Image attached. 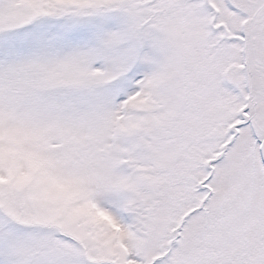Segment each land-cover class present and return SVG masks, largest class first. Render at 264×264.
Returning <instances> with one entry per match:
<instances>
[{"label":"snow or ice","instance_id":"obj_1","mask_svg":"<svg viewBox=\"0 0 264 264\" xmlns=\"http://www.w3.org/2000/svg\"><path fill=\"white\" fill-rule=\"evenodd\" d=\"M0 264H264V0H0Z\"/></svg>","mask_w":264,"mask_h":264}]
</instances>
